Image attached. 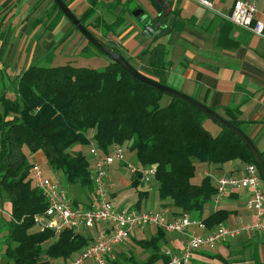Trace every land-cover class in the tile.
<instances>
[{"label":"trees","instance_id":"16d2710c","mask_svg":"<svg viewBox=\"0 0 264 264\" xmlns=\"http://www.w3.org/2000/svg\"><path fill=\"white\" fill-rule=\"evenodd\" d=\"M96 1L92 0V7L80 18L83 23L102 6ZM151 1L159 12L154 21L158 24L157 38L165 27L162 22L173 11ZM105 8L112 10L114 21L96 16L95 25L102 28L104 36L124 23L126 12L133 13L127 0H113ZM63 15L54 1L49 28L55 27ZM157 51L151 60L150 77L159 80L167 60L162 47ZM52 57L50 51L46 61ZM14 81L13 94L0 89V213L4 217L0 224V264H52L53 258L75 256L91 240L89 233L78 234L70 228L56 236L52 229L36 226L34 216L48 206L33 177L35 162L30 156L37 153L45 157L52 172L64 176L68 186L90 198L94 189L93 162L84 148L94 143L101 152L109 153L116 145H127L139 165L157 168L160 199L201 219L209 230L225 223L233 211L222 207L207 212L217 191L216 182L209 173L199 182L193 181L198 163L219 168L231 161L257 165L253 153L236 133L216 122L220 132L214 135L204 126L209 117L205 113L138 81L112 59L105 69L70 62L56 66L33 63ZM165 96L170 98L168 103H163ZM226 115L246 131L239 110L227 109ZM260 151L264 158V150ZM260 175L263 179L261 172ZM138 184L137 180L133 183L136 188ZM138 195L135 207L142 208L149 193L141 190ZM74 204L81 203L76 200ZM156 229L146 238L130 237L137 249L147 253L144 260H139L131 248H116L110 264H155L159 260L167 264L170 257L163 248L168 243V232ZM244 233L247 231L237 237ZM250 244L243 245L240 251L227 244V255L196 252L188 264H236L235 256L240 252L244 255ZM252 250L251 257L257 264H264L257 256L258 250Z\"/></svg>","mask_w":264,"mask_h":264},{"label":"crops","instance_id":"0c3cea01","mask_svg":"<svg viewBox=\"0 0 264 264\" xmlns=\"http://www.w3.org/2000/svg\"><path fill=\"white\" fill-rule=\"evenodd\" d=\"M64 1L79 18L92 7V0ZM112 1L97 0V4L102 6L96 8V13L85 20L98 37L120 49L134 66L149 76L152 74L153 54H157V48L162 47L166 55L167 67L159 80L209 105L223 116L226 115L227 109L239 110V117L244 121L247 133L256 141L257 146L264 150V38L237 26L227 17L235 0H211L214 8L191 0H156L167 6V11H173L162 22L165 27L157 38L155 35L159 31L158 24L154 21L159 12L151 0H137L138 7L143 12L135 15L137 18H134L133 13L126 12L124 23L114 32L104 36L102 28L95 25L96 16H101L107 22H113L112 10L105 8ZM50 2L54 4V0H0L2 81L7 83L14 81L29 65L46 61L50 51H53V57L49 62L51 65L69 62H74L76 65L77 54L80 51L83 53L88 46L89 41L86 37L64 16H61L55 27L49 28L51 21L49 14L51 15L54 6L48 13H45L43 7L44 3ZM263 6L264 0H259V8ZM120 9L121 7L115 13L118 14ZM165 101L168 103L170 98L167 97ZM212 124L210 126L212 131L208 129L217 135L220 127ZM126 154L130 163L138 164L134 152L130 151V155ZM198 166L204 167L201 175L209 173L216 182V178L222 175H239L245 164L231 161L220 168L209 167L204 163H198L197 168ZM108 179L114 204L119 207H135L139 198L138 193L136 197L121 199V192L134 188L135 181V177L126 168L124 162H116L109 167ZM67 188L69 187H64L68 193ZM141 188L142 186L138 184L137 190L141 191ZM77 191L73 189L71 192L70 197L73 202L77 200L81 204H89V196ZM146 192L149 193L148 197L152 193L151 190ZM249 196L250 190L239 189L232 191L225 198L220 208L232 210L233 213L224 224L247 222L254 218V211L245 206ZM148 197L142 207L170 210L173 215L181 212L177 207L171 206L169 201L161 200L159 196L150 205ZM213 210L217 209L212 203L207 212ZM3 218L0 213V224ZM152 228L151 233L137 238H146L155 234L157 229ZM197 230L204 233L212 231L207 228ZM133 235L136 236V232ZM168 238V243L164 246L166 249L181 244V237L176 233H168ZM227 244L237 251H240L243 245L250 244L244 255L240 252L235 256L238 258L236 264H257L256 259L251 257L252 249V251L258 250V258L264 262L262 232H247L241 235V238L228 239L218 245L216 252L227 255L229 252Z\"/></svg>","mask_w":264,"mask_h":264},{"label":"built area","instance_id":"2783aa9c","mask_svg":"<svg viewBox=\"0 0 264 264\" xmlns=\"http://www.w3.org/2000/svg\"><path fill=\"white\" fill-rule=\"evenodd\" d=\"M209 8H214L211 0H191ZM227 17L237 26L250 30L264 38V6L259 8V0H235ZM90 155L94 189L89 204L75 205L61 182L47 176L38 162L33 165L35 184L45 194L48 201L46 210L34 216L36 226L52 229L56 235L70 228L76 233H89L91 240L75 256L64 259L53 258L52 264H110L116 248L126 243L137 230L155 227L181 237L178 247L166 249L170 257L167 264H188L196 252L213 251L219 244L235 238L243 232L264 233V181L255 163H246L239 175H222L216 178V194L213 200L215 209H220L225 198L235 190L248 189L250 196L245 206L254 211L251 221L235 224H220L214 230L204 233L206 224L187 212L173 215L170 210H157L147 207H119L114 204L108 169L116 162H124L126 168L142 186V191H150L156 181L157 168L130 163L124 146L116 145L109 153H103L91 144Z\"/></svg>","mask_w":264,"mask_h":264},{"label":"water","instance_id":"95a60500","mask_svg":"<svg viewBox=\"0 0 264 264\" xmlns=\"http://www.w3.org/2000/svg\"><path fill=\"white\" fill-rule=\"evenodd\" d=\"M59 8L63 11L64 15L75 25V27L96 47L99 48L103 53L108 55L110 59L118 62L129 74H131L138 81L153 87L159 91L164 92L167 95L181 99L191 106L199 109L207 116L212 118L215 122L223 127H226L236 133L249 147L253 153L257 165L260 169L262 177L264 179V158L257 144L254 142L253 138L242 128L235 125L227 117L223 116L217 110L213 109L209 105L195 99L191 95L174 88L166 83H163L157 79L150 77L149 75L142 72L140 69L136 68L128 59L119 51H116L111 46H109L105 41L98 37L83 21L74 13V11L67 5L64 0H54ZM143 12L142 9L135 11L137 16L139 13Z\"/></svg>","mask_w":264,"mask_h":264},{"label":"rangeland","instance_id":"374dc122","mask_svg":"<svg viewBox=\"0 0 264 264\" xmlns=\"http://www.w3.org/2000/svg\"><path fill=\"white\" fill-rule=\"evenodd\" d=\"M137 0H132L130 1V8L132 9L133 11V15H134V18H137L135 16V11H137L139 9L138 7V4H137ZM54 4L53 2H50V3H44V7L43 9L45 10V13L47 12H50L52 11V8H53ZM66 19L67 16L66 15H63ZM49 21V19H48ZM72 23V22H71ZM73 25V24H72ZM74 26V25H73ZM85 37V36H84ZM87 39V38H86ZM87 41H89L87 39ZM84 52L81 53V51L77 54V58L75 61L76 62V65L78 66H85V67H92V68H97V69H105L106 66L109 64L110 62V57L108 55H106L105 53H103L101 50H99L98 47H96L94 44L90 43V41L88 42V46L85 47V49L83 50ZM39 64H42V65H48L50 64L49 62H46V61H42L40 62ZM73 64H75L73 62ZM2 82V83H1ZM14 83L15 81H12L10 83H7V82H4V81H0V89H3L5 88L6 90L9 91L10 94H13L14 93ZM173 87V86H172ZM175 88V87H174ZM165 99H167V96H165V98L163 99V103H166ZM206 120V121H205ZM205 127L208 129L211 130V125H213L212 123L214 124H217L212 118L210 117H207L205 119ZM218 125V124H217ZM220 127V126H219ZM212 131V130H211ZM214 134V133H213ZM125 150H126V153H128V155H130V151L129 149L127 148V145L124 146ZM84 150L86 151V154L89 156V159L93 162V157L90 155L89 153V150H90V147L89 146H86L84 148ZM127 155V154H126ZM31 160H33V162H38L42 165V167L44 168L46 174L48 177H50L51 179L53 180H59L61 182V186L64 188V187H69L67 188L68 190V194L69 196L71 195V192L73 189L75 188H72L70 186H68V183L66 182V180L64 179V176H59V174L57 175L56 172H52L50 170V167L49 165L47 164L46 160H45V157L40 153V154H35V155H32L30 156ZM93 164V163H92ZM204 167L202 166H198L197 168V172H196V176L194 178V181H199L201 180V178L204 176V175H201V170H203ZM151 191L152 193L150 194V196L148 197V200L150 201L149 204L152 205V201L156 198H158L159 194H158V183L156 181H154L152 183V186H151ZM136 187L134 188H130L129 190H124L121 192L122 194V197L121 199L123 200H126L127 198H130V197H136L137 193H138V190ZM78 192V191H77ZM121 196V195H120ZM78 199V198H76ZM146 199H144V202H145ZM143 202V203H144ZM145 231V232H144ZM137 230L136 231V237H141L143 235H146V234H149L153 231V228L152 227H148L146 228L145 230ZM59 235V234H58ZM57 236V235H56ZM135 236V235H134ZM54 239H56V237H54ZM169 239V238H168ZM173 239V238H172ZM133 241L132 239H129L127 243H124V244H121L117 247V250L121 251L122 249H125V248H131L133 249L139 260H144L146 257H147V253L145 252V250H143L142 248H139L137 249L134 245H133ZM179 244V243H177ZM176 244V245H177ZM124 247V248H123ZM168 249V247H167ZM116 250V251H117ZM166 248H163V253L166 254ZM212 252H216V249L213 250ZM77 254V253H76ZM211 262V260H210ZM155 264H164V261L163 260H159L158 262H156Z\"/></svg>","mask_w":264,"mask_h":264}]
</instances>
